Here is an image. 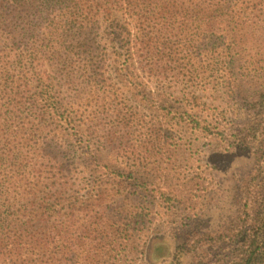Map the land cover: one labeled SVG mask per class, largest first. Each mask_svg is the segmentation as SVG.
I'll return each instance as SVG.
<instances>
[{
	"label": "trees",
	"instance_id": "obj_1",
	"mask_svg": "<svg viewBox=\"0 0 264 264\" xmlns=\"http://www.w3.org/2000/svg\"><path fill=\"white\" fill-rule=\"evenodd\" d=\"M263 1L0 0V264H64L79 251L88 264L96 253L120 264L128 229L97 211L101 197L70 193L75 162L62 143L95 137V107L130 127L128 94L151 84L164 86L142 99L153 107L169 90L186 106L199 104L200 87L240 90L242 32ZM256 106L247 132L230 129L240 141L263 119ZM254 232L227 264H264V231Z\"/></svg>",
	"mask_w": 264,
	"mask_h": 264
},
{
	"label": "rangeland",
	"instance_id": "obj_2",
	"mask_svg": "<svg viewBox=\"0 0 264 264\" xmlns=\"http://www.w3.org/2000/svg\"><path fill=\"white\" fill-rule=\"evenodd\" d=\"M5 11L1 6L0 14ZM254 13L259 18L243 30L239 47V57L249 62L240 90L200 87L199 104L190 106L169 90L168 101L153 107L143 100L164 86L151 84L138 98L128 94L136 100L124 109L133 113L130 127L95 107V137L62 143L60 156L75 162L70 193L101 197L97 211L128 229L120 264H227L257 228L264 231V1ZM254 103L263 119L252 125L254 137L240 141L231 131L247 132ZM153 128L161 136L152 135ZM82 254H68L64 264H88ZM96 254L91 264H103Z\"/></svg>",
	"mask_w": 264,
	"mask_h": 264
}]
</instances>
